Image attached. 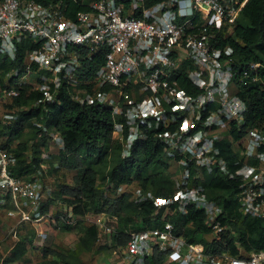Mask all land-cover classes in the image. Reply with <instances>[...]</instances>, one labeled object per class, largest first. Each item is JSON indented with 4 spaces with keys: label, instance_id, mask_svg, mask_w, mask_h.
Here are the masks:
<instances>
[{
    "label": "built area",
    "instance_id": "1",
    "mask_svg": "<svg viewBox=\"0 0 264 264\" xmlns=\"http://www.w3.org/2000/svg\"><path fill=\"white\" fill-rule=\"evenodd\" d=\"M69 2L81 6L74 18ZM248 0H0V55L20 66L9 70L0 85V120L15 119L8 105L21 87L40 92L34 105L52 103L66 87L82 105L103 104L116 117L114 134L121 135V156L131 157L137 144L152 133L163 145L174 191L157 195L133 184H103L105 195L128 193L138 206L151 203L154 211L143 229L125 228L118 264H148L156 251L166 252L163 264H264V250L234 253L236 233L224 222V209L209 196L207 182L221 174L237 183L240 211L264 219V124L247 125V103L238 95L237 82H257L262 61L235 69L234 48L221 45L234 32ZM221 37V38H220ZM103 53L104 63L83 77L86 63ZM88 59V60H87ZM184 71L194 93L179 86ZM240 72V75L238 76ZM27 91V90H26ZM29 94V93H28ZM23 109H27L24 106ZM49 135L51 150L66 148L64 137L38 124ZM223 132V134H221ZM229 145L232 157L223 153ZM41 154L40 167L31 175H17L14 153L0 147V205L8 219L0 228V264L6 257L2 242H19L25 224L80 222L115 232L119 217L102 212L77 214L70 204L56 212L43 207L53 195L47 170L53 151ZM112 194V195H113ZM203 212L204 227L188 238L168 217ZM159 221L161 224L159 225ZM185 230V231H184ZM42 240L48 232L39 233ZM201 239V241H197Z\"/></svg>",
    "mask_w": 264,
    "mask_h": 264
},
{
    "label": "trees",
    "instance_id": "2",
    "mask_svg": "<svg viewBox=\"0 0 264 264\" xmlns=\"http://www.w3.org/2000/svg\"><path fill=\"white\" fill-rule=\"evenodd\" d=\"M36 1L47 4L53 0ZM69 5L67 16L74 18L81 6L74 2H69ZM221 45H229L234 48L233 57L237 70L252 61L264 63V0H248L238 18L234 32L226 39H222ZM22 60L23 53H19L17 61H10L0 55V85L6 84L4 75L14 67L20 66ZM103 63V53L93 56L86 63L82 76L88 77ZM258 75L261 79L257 82H250L248 79L242 83L237 82L238 95L248 105L246 121L251 128L264 124V67L259 69ZM175 77L179 81V86L191 93L195 92L184 71ZM28 88V86L21 87L22 94L8 105L10 111L16 116L14 120L6 121L0 134L8 135V141H10L23 136L25 129L30 126L36 129L33 134L37 133V137L41 139L42 143L37 142L33 146H29L27 141L19 142L16 147H11L12 145L9 144L11 149H9L8 143L3 145V148L14 152L17 157V163L12 171L20 176L35 173L40 167L42 152L50 151L48 147L50 145L49 135L42 128L36 127L37 124H46L56 130L64 137L66 148L59 155H53L48 160V173L65 172L66 170H75V173L74 184H66L61 192L54 191V195L58 192L63 200L68 201L74 207L77 214L85 215L91 211L95 215L102 212L117 215L121 224L113 228L118 241L122 244L127 238L126 235H123L124 229H143L144 223H148V217L154 211V206L151 203H145L140 207L130 199L131 195L128 193L119 195L112 193L113 195L106 196L104 188L97 185L98 179L104 183L113 181L117 186L125 183H137L144 188L153 189L157 195L161 196L171 194L174 191L171 174L154 172L143 176L145 169H152L156 166L168 167L167 160L164 158L163 145L159 138L155 133H152L147 140L137 144L131 157H122L121 144L118 143L117 136L114 134L115 121H123L122 116L115 117L111 109L103 104L82 105L76 102L66 87L61 88L59 99L55 102L46 104L40 102L38 105H34L35 100L39 99L42 94L37 91L30 93ZM24 106L27 109L23 110ZM33 119L35 120L33 121ZM34 122L37 123L36 126ZM221 147L225 156L230 159L233 152L229 145L222 143ZM57 157H59V161L58 165H55L54 160ZM207 188L209 196L216 199L223 207L224 222L236 233V237L231 238L233 252H239L235 242H238L242 250L247 252L264 250V219L251 218L240 211L237 183L218 173L209 177ZM51 200H57L56 196H53ZM47 209L49 210V203L47 208L43 207L44 211ZM139 218L141 225L136 224L138 222L136 220ZM168 218L176 223L180 231L186 227L190 220L193 221V227L184 230L185 235L188 238L192 237V240H195V236L205 225L203 212L197 209H191L188 217L170 215ZM142 219L144 223H142ZM122 220H126L127 223L123 224ZM0 224H3L1 219ZM160 224L161 221H159ZM61 227L63 231L82 227L84 233L81 234L73 249L49 245L40 248L42 259L38 264L84 263L83 253L87 248L95 245L99 228L96 225L83 222L74 227L68 225ZM197 241H201V239H197ZM31 244L32 241L25 234L24 238H20L12 254L5 257L3 264L28 263L30 261L28 260V249ZM166 257V252L156 251L153 256L148 258V264H163ZM99 261V264H105L104 260L99 259Z\"/></svg>",
    "mask_w": 264,
    "mask_h": 264
},
{
    "label": "rangeland",
    "instance_id": "3",
    "mask_svg": "<svg viewBox=\"0 0 264 264\" xmlns=\"http://www.w3.org/2000/svg\"><path fill=\"white\" fill-rule=\"evenodd\" d=\"M25 110V109H23ZM35 119H33L34 121ZM6 124V121L4 120H0V131L3 128V125ZM35 126H36V122H34ZM38 125V124H37ZM39 128V126H36ZM36 129H34L33 127L28 126L24 133L23 136H19V138L16 139H9L10 141H8V135L6 134H0V147L2 146V148L4 147L3 145L8 143L12 145L11 147H16L17 144L19 142H26L28 143L29 146H33L35 143H42L41 139H39V137H37V133L35 135V133L33 134V131L35 132ZM8 134V133H7ZM221 134H223V132H221ZM117 136V141L120 144V140H121V135H116ZM11 147L9 146V149H11ZM49 148H51L50 145H48ZM55 154L58 155V151L57 148L53 149ZM9 152H12L10 150H8ZM14 153V152H12ZM58 161H59V157H57L54 160V163L58 165ZM54 165V164H53ZM55 167V165H54ZM49 169L47 170V175L48 177H52L51 179L53 180L54 178V189L55 191L58 190L59 192H61V190L63 189V186H66V184L68 185H73L74 184V173L75 170H66L65 172H58V173H48ZM154 172H166L169 173V169L168 167H153L152 169H145L143 171V176H148L149 174H152ZM50 174V175H49ZM52 183V182H51ZM52 184V185H53ZM104 181L98 179V187L103 186ZM56 196L57 200L51 201L52 203H55L54 206H56L57 209H59V205L61 203L64 204H69L68 201L63 200V197H61L60 195H58V192L54 195V197ZM62 205V204H61ZM140 218L138 220H136V224L141 225V222L139 221ZM119 222H116L113 224V227H117L119 226L120 220H118ZM123 224H126L127 221L126 220H122ZM50 225V224H48ZM47 225V229L51 228L54 232L53 237L51 239V246L54 247H65V248H70L73 249L77 243L78 240L81 236L83 232V228H75V229H71L70 233L68 234L69 237H66L67 233L64 234H58V232H62L60 231V229L62 228L61 226H63L62 224H52L54 225L53 228L51 226ZM0 228L2 230L6 229V227L4 228L2 225H0ZM58 230V232H56V230ZM46 229V231H47ZM62 230V229H61ZM69 240V242H67L66 240ZM9 245V243H8ZM4 248L5 250L7 247V243L4 242ZM121 244L117 239L116 233L115 232H108L106 230H99L98 236H97V240L95 242V245L93 247H89L87 248V250H85V252L83 253L82 256V260H83V264H99L101 260H104L103 262L105 264H116L118 262V260H121ZM41 252L38 251L37 248H34L32 250V252L29 253L28 255V260H30L28 263H23V262H13L11 264H37L38 260L41 258L40 257ZM110 262V263H109ZM102 263V262H101Z\"/></svg>",
    "mask_w": 264,
    "mask_h": 264
},
{
    "label": "crops",
    "instance_id": "4",
    "mask_svg": "<svg viewBox=\"0 0 264 264\" xmlns=\"http://www.w3.org/2000/svg\"><path fill=\"white\" fill-rule=\"evenodd\" d=\"M51 178L52 177H50L48 179H49L50 183L52 182V184H53L55 180H54V178H53V180ZM52 186H54V184ZM51 201L52 200L49 199V201L44 204V208H47V204L49 203V210L47 209V211L53 213V212H55L57 210V208H55L56 206H54L55 203H52ZM0 219H1L2 223H3L2 226L4 228L7 227L9 223H12L13 222V220L8 219V217L6 216L5 211L2 208V205H0ZM49 222H51V223H49ZM52 222H55V221H46V222H44V224H35V225H33V224H25L23 226L22 233L20 234V238H24V236L26 234L29 237V239L32 241V244H31L30 248L28 249V255H29L30 252H32V250H33L34 247H36L38 249V251H40V248H42L45 245L46 246H48V245L51 246V239L53 237V234H54L53 232L54 231L51 228H48L47 229V225L50 224L48 226H51L53 228L54 225H52V224H54V223H52ZM55 224H59V223H55ZM46 229H47V231H46ZM60 231H62V232L60 233V232H58V230H56V232H58V234L67 233L66 237H69L68 234L70 233V231H63L61 229H60ZM40 232H48L49 233L48 239L42 240L41 237H40V235H39ZM11 240L12 239L9 238V239L4 240L2 242V247H3L4 250H5V248L3 246L4 245V242L7 243V247H6L7 250H5L6 251L5 252L6 256L7 255L8 256L11 255L12 252L14 251V249L16 248L17 244H18V243H16L13 246V248L10 249L11 248V245H12ZM66 241L69 242L68 239ZM8 243H9V245H8ZM63 248H65V247H63ZM40 257L41 258L38 260L37 264L42 259V255H40ZM116 264H118V263H116Z\"/></svg>",
    "mask_w": 264,
    "mask_h": 264
},
{
    "label": "clouds",
    "instance_id": "5",
    "mask_svg": "<svg viewBox=\"0 0 264 264\" xmlns=\"http://www.w3.org/2000/svg\"><path fill=\"white\" fill-rule=\"evenodd\" d=\"M50 150H51V149H50ZM51 151H53V155H57V154H55L54 150H51ZM62 152H63V151H62ZM59 153H61V152L58 151V155H59ZM53 155H52V156H53ZM55 165H57V164H55ZM48 178H50V177H48ZM53 188H54V186H53ZM54 191H55V189H54ZM54 191H53V195H52V197H51L50 199L53 198V196H54ZM61 204H62V203H61ZM61 204H60V205H61ZM63 204H64V203H63ZM60 205H59V207H60ZM55 208H56V207H55ZM58 210H59V209H57L56 211H58ZM56 211H55V212H56ZM57 215H58L57 213L54 214V217H56L57 219H56L55 222H52V223H59V224L61 225L62 222H61L60 219L57 217ZM49 223H51V222H49ZM43 224H44V223H43ZM62 225H65V224H62Z\"/></svg>",
    "mask_w": 264,
    "mask_h": 264
}]
</instances>
